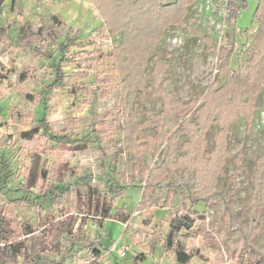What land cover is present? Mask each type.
Returning a JSON list of instances; mask_svg holds the SVG:
<instances>
[{
	"label": "rangeland",
	"instance_id": "obj_1",
	"mask_svg": "<svg viewBox=\"0 0 264 264\" xmlns=\"http://www.w3.org/2000/svg\"><path fill=\"white\" fill-rule=\"evenodd\" d=\"M246 1L237 20L229 21L224 0H195L188 6L185 24L166 29L148 60L146 81L131 104L138 121L162 109L161 98L151 91L155 60L167 61L164 77L169 79L168 89L182 101L196 98L217 78L220 46H233L231 67L238 70L247 59V49L257 30L254 13L259 0ZM54 15L66 25L61 32L55 31L56 44L68 34L77 40L62 66L65 79L58 88L48 87L59 59L57 45L37 57L9 50L0 40V168L5 164L8 176L2 179L0 175V199L11 218L10 226L0 234H11L13 243L22 241L29 262L16 254L6 239H0V255L24 264H179L172 252L164 251V236L170 218L193 194V173L176 168L154 187L146 188L145 174L161 163L166 143L154 144L139 154L124 150L115 163L117 142L123 138L124 117L117 108L121 84L118 79L108 82L105 93L97 98L82 91L95 78L114 74L111 54L122 33L113 34L103 28L104 21L91 0H4L0 28L5 27L9 39L16 42L26 24L31 31L42 26L51 28ZM190 27L199 33H192ZM224 82L225 77L218 78L217 86ZM40 92L44 97L38 104L26 99L27 93ZM255 102L257 108L249 126L241 117L228 128L230 156L218 177L213 199L197 204L187 201L202 215L192 230L185 232L191 254L188 264H264V209L256 221V234L247 241L252 177L256 159L264 150V87ZM73 119L74 123L68 125ZM41 120L48 122L51 132L39 127ZM101 121L108 133L103 141L97 139L95 131L101 128L97 125ZM66 126L68 131L64 133ZM34 128L37 133L21 137L22 132ZM217 131L218 125L214 124L207 133L208 150ZM154 132L153 127L141 129V134ZM186 139V135L180 136L178 145ZM57 140L76 141L82 146L60 155V151L50 149ZM240 151V172L232 185L234 157ZM179 153L183 150L176 155ZM55 160H67L74 168L63 174L61 182L68 190L66 210L73 224L65 225L59 246L44 251L47 213L53 211L59 216L60 208L40 199L28 183ZM94 190L115 197L112 218L99 225L91 216L80 228L87 208L80 196L87 197ZM116 213L127 220H117ZM96 243L101 244L97 259L89 252Z\"/></svg>",
	"mask_w": 264,
	"mask_h": 264
},
{
	"label": "trees",
	"instance_id": "obj_2",
	"mask_svg": "<svg viewBox=\"0 0 264 264\" xmlns=\"http://www.w3.org/2000/svg\"><path fill=\"white\" fill-rule=\"evenodd\" d=\"M3 2L4 0H0V6ZM91 2L104 21L103 28H108L113 34L122 33L119 45L111 54L114 74L95 78L93 83L85 84L82 88L85 94H92L97 98L101 93H105L104 85L108 82L118 79L121 84L117 108L124 117L121 127L123 138L117 142L118 149L113 155V161L117 163L124 150L139 154L150 149L154 144L164 142L167 145L166 153L160 164L147 170L144 178L145 187H154L174 169L182 168L187 173H193L194 176L193 194L187 197V201L191 204L209 203L215 196L218 177L223 172L226 159L230 156L227 147L228 128L241 117L247 120L248 126L251 124L257 108L256 97L264 87V0L258 1L254 13L257 30L247 49V59L239 64L236 71L231 67L233 46L232 48L220 46L217 78L196 98L188 101L177 98L168 89L169 79L164 77L167 61L155 60L151 69V91L161 98L162 109L141 122L136 119L131 104L137 91L146 81L145 69L148 60L170 25L185 24L184 18L188 6L195 0H91ZM224 2L227 19L233 21L237 20L239 11L246 6L247 1L224 0ZM65 26L63 20L54 15L51 28L42 26L36 31H31L29 24H26L16 42H12L7 29L1 27L0 40L9 50L30 53L37 57H43L49 47L57 45L59 59L53 69V80L48 84L50 89H55L63 84L65 74L62 66L68 61L71 48L77 46L76 38H72L70 34L63 36V41L56 44L55 31L61 32V28ZM190 29L194 34L199 33L196 28L190 27ZM220 77H225V82L217 86V79ZM1 78L0 74V81ZM42 97H44L43 92L26 94V99L33 104H38ZM198 102L200 104L194 110ZM193 114L194 118H191ZM73 121L75 120H70L68 125L74 123ZM214 124L218 125V131L214 136L212 148L208 150L207 133ZM97 125L101 126L100 129L97 126L95 128L97 139L103 141L108 134L105 122H98ZM39 127L46 132L52 131L46 120H41ZM68 127L66 126L62 131L66 133ZM144 127H153L155 132L141 134V129ZM37 132V128H34L22 132L21 137ZM182 135H186L187 139L179 146L178 140ZM81 146L82 144L76 141L57 140L50 149L58 150L60 155H63ZM179 150H183V153L176 155ZM241 161L240 151L234 157L232 185H235L236 176L240 172ZM5 167L4 164L0 168L2 179L8 177L5 174ZM71 169L74 168L67 160H55L40 176L29 179V189L35 188L40 199L50 201L52 205L60 208L59 216L53 211L47 213L48 222L43 227L44 251L59 246L61 240H64L65 225L73 224L66 210L65 195L68 190L61 185L63 174ZM252 186L247 241L256 234V221L264 209V150L256 159ZM80 197L87 204L86 212L79 223L80 228L91 216L99 225H102L105 219L112 218L111 210L115 197L98 190L92 191L87 197ZM187 201H184L178 212L170 218L164 236V251L172 252L175 261L179 264H188L191 260L188 250L189 235L185 232L192 230L195 221L202 216L198 211L193 210ZM114 218L121 222L127 220L126 217L121 219L117 213ZM10 224L11 218L7 215L6 206L0 199V231H4L5 226L8 228ZM11 237L9 233L0 234V239H6L15 249L16 254L24 256L27 260L29 256L25 252L23 242L13 243ZM100 249L101 244L96 243L89 252L97 259L101 254ZM27 261L29 262V259ZM7 263L24 264L0 255V264Z\"/></svg>",
	"mask_w": 264,
	"mask_h": 264
}]
</instances>
